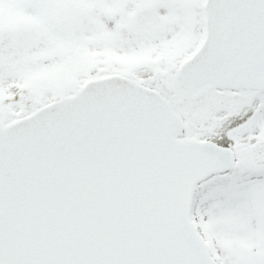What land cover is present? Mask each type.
I'll use <instances>...</instances> for the list:
<instances>
[{
    "label": "water",
    "instance_id": "water-1",
    "mask_svg": "<svg viewBox=\"0 0 264 264\" xmlns=\"http://www.w3.org/2000/svg\"><path fill=\"white\" fill-rule=\"evenodd\" d=\"M202 11L169 98L110 73L0 125V264H218L190 215L197 184L235 155L179 138L173 106L264 90V0H203Z\"/></svg>",
    "mask_w": 264,
    "mask_h": 264
},
{
    "label": "rangeland",
    "instance_id": "rangeland-1",
    "mask_svg": "<svg viewBox=\"0 0 264 264\" xmlns=\"http://www.w3.org/2000/svg\"><path fill=\"white\" fill-rule=\"evenodd\" d=\"M201 1L0 0V123L100 72L162 87L200 40ZM8 78L21 82L10 95L2 85ZM248 107L249 118L226 134L247 162L204 181L194 197L192 219L219 264H264V171L249 150L254 137L264 145V92L212 90L178 108L181 136L201 137Z\"/></svg>",
    "mask_w": 264,
    "mask_h": 264
},
{
    "label": "flooded vegetation",
    "instance_id": "flooded-vegetation-1",
    "mask_svg": "<svg viewBox=\"0 0 264 264\" xmlns=\"http://www.w3.org/2000/svg\"><path fill=\"white\" fill-rule=\"evenodd\" d=\"M240 91H242V90H240ZM237 92H238V91H237ZM250 92L257 94V93H261V92H264V91L255 90V91H250ZM255 106H256V105H253V108H254ZM253 108H252V109H253ZM248 114H249V113L243 115V117H237V118H236L237 121L239 122V121H241L242 119H244V120L247 119L246 116H247ZM249 144H250V148H249V150H250V152H251V156H250L251 159H250V160H252V159L254 158L253 163H254L255 166H256V170L259 171V172H263V171H264V145H263V144H260V141H259V139H258L257 137L252 138ZM235 151H236V150H235ZM236 157H237V160H236V164H235L234 167H236V166H237L238 164H240L241 162H243V163H246V162H247L246 160L241 159V158L238 156L237 151H236ZM258 180H259V182H261V179H255V181H258ZM241 226H242V225H240L238 228H239L241 231H243L244 228L241 229ZM217 261H218V260H217ZM218 263H219V262H218Z\"/></svg>",
    "mask_w": 264,
    "mask_h": 264
},
{
    "label": "trees",
    "instance_id": "trees-1",
    "mask_svg": "<svg viewBox=\"0 0 264 264\" xmlns=\"http://www.w3.org/2000/svg\"><path fill=\"white\" fill-rule=\"evenodd\" d=\"M92 56H94V55H88L87 57L89 58V57H92ZM93 59L94 60H97V57L95 56V57H93ZM92 59L91 58H89V61H91ZM100 73H102V72H100ZM11 80H12V78H10ZM14 83H12L11 84V86L8 88V93H13L14 92V89H17V87H19V85H20V80H18V79H14V80H12Z\"/></svg>",
    "mask_w": 264,
    "mask_h": 264
}]
</instances>
